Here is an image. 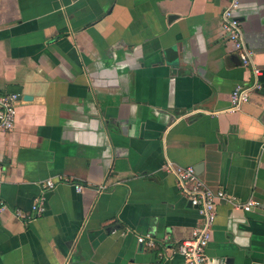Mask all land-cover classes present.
Masks as SVG:
<instances>
[{"label":"crops","instance_id":"obj_1","mask_svg":"<svg viewBox=\"0 0 264 264\" xmlns=\"http://www.w3.org/2000/svg\"><path fill=\"white\" fill-rule=\"evenodd\" d=\"M225 3L0 0V93L19 95L0 129V264H185L200 216L168 164L257 201L217 202L208 264H264V80L230 109L254 75ZM236 16L264 70V0Z\"/></svg>","mask_w":264,"mask_h":264},{"label":"built area","instance_id":"obj_2","mask_svg":"<svg viewBox=\"0 0 264 264\" xmlns=\"http://www.w3.org/2000/svg\"><path fill=\"white\" fill-rule=\"evenodd\" d=\"M240 7V0H226L221 11V27L227 41L236 51L240 63L244 67H251L254 81L250 84L237 85L230 93V109H236L248 101L252 91L260 89L257 77L261 74V69L253 64V52L246 45L243 30L236 16V11ZM19 95L17 93H0V129L9 131L13 128L16 116V104ZM175 174L176 184L180 191L187 198L188 202L194 206L200 216V223L192 230L189 238L181 240L178 245V252L183 256L185 264H208L206 249L211 236V227L217 215V202L225 200L231 202L235 207L244 211H249L257 205V201L250 198L244 203L237 202L234 197L222 189H212L199 178L192 166H167ZM54 181L46 180L44 186L52 187ZM77 190L82 189L81 184L74 185ZM5 203L0 200V212L5 209ZM44 205L41 201L34 202L31 211L35 217H42ZM16 214L24 216L23 212L17 210ZM114 231H116L114 229ZM143 237H138L139 242H143Z\"/></svg>","mask_w":264,"mask_h":264},{"label":"water","instance_id":"obj_3","mask_svg":"<svg viewBox=\"0 0 264 264\" xmlns=\"http://www.w3.org/2000/svg\"><path fill=\"white\" fill-rule=\"evenodd\" d=\"M262 71V75L261 76H258L257 79L260 81V80H264V70H261ZM27 97H30V96H23V98H27Z\"/></svg>","mask_w":264,"mask_h":264}]
</instances>
